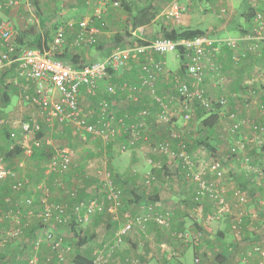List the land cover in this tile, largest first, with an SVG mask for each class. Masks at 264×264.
I'll return each instance as SVG.
<instances>
[{
  "label": "built area",
  "instance_id": "2783aa9c",
  "mask_svg": "<svg viewBox=\"0 0 264 264\" xmlns=\"http://www.w3.org/2000/svg\"><path fill=\"white\" fill-rule=\"evenodd\" d=\"M257 4L264 0H254ZM19 0H1L0 2V69L11 64L16 65L18 77L34 84V93L28 100L38 108L40 121H19L18 127L9 133L7 148L15 149L17 146L29 149V141L37 147L45 145L52 148L45 173L52 180L54 186L70 198L79 197L80 189L77 185H69L66 175L77 162L74 160L70 148L57 147L49 138H38L37 133L46 126L52 127L57 123L72 126L75 134L83 141H102L113 148L117 153L126 152L142 147L146 118H154V124L171 127L169 136L177 142L178 153L169 139L152 141L151 150L156 154L169 155L173 159H183L186 177L197 183L194 200L201 203L209 199L213 212L205 216L206 223L221 220L225 216L231 218L232 229L240 232L247 222L248 212L244 208L233 210L223 185L225 179V164L228 161L241 160L246 172L254 173V181L264 190V155L253 158L246 151L247 147L264 145L260 135L264 133V125L256 119L241 116L237 108H232L226 95L214 94L209 90V79L221 74V63L218 60L219 38L211 32L197 35L193 38L172 39L167 36L149 37L144 33V27L139 26L131 32L137 37L135 43L127 42L117 45L112 52L103 59L92 63L75 66L63 59L53 57L52 53L34 46H18L15 43V27L9 19L1 14L5 8L18 4ZM264 5V4H263ZM180 8L174 7L175 11ZM173 10V8H172ZM180 12V11H179ZM175 14L178 15L176 12ZM80 29L76 32L73 44H93L97 41L98 27L92 18L82 19ZM250 29L240 38L245 43L243 54H255L260 63L255 67V80L264 85V12L258 10L250 21ZM140 39V41H139ZM239 39V40H240ZM66 41V30L63 26L56 30L53 37V49L58 48ZM230 42V41H229ZM238 42V41H237ZM232 47L237 43L230 42ZM162 55L161 58L148 57L141 62L138 81L114 82V76L124 68L129 58L140 59L141 55L148 53ZM176 53L181 67L172 69L168 67L166 54ZM239 54L233 58L238 61ZM168 84V91L160 90V80ZM99 91L105 93L98 97ZM148 92L159 111L152 113L144 109L139 113L140 119L131 121L129 112L120 110L117 101L129 99L138 102L143 92ZM88 93L95 97L90 119L86 107L82 103L81 95ZM244 103L250 106L253 101V92L248 89L243 92ZM238 94H235L236 98ZM234 98V100H235ZM206 111V114H216L222 123L221 128L225 137H229L227 154L212 155L208 161L191 154L188 145L189 130L177 126V118L190 121L196 114L197 108ZM264 112V103L259 105ZM8 119L0 117V124L7 123ZM248 127L250 133L242 135V130ZM264 154V151H262ZM8 156L0 155V183L15 178L10 185L13 192L20 193L25 190L30 178L22 176L17 178V170L7 167ZM22 166L23 163H20ZM24 166V165H23ZM96 177L101 186V194H94L88 199L82 198L69 205L65 202L54 201L50 185L43 186L38 196H28L23 201L14 200L12 195H5L2 200L7 208L0 220L9 222V227L0 230V251L8 241L19 237L23 227L29 224L31 218H38V225L34 231L32 248L28 258L29 264H49L52 259L61 264L65 262L74 248L63 241L65 227L71 228L74 223L77 228L84 231L97 214L111 213L117 217L120 209L124 208V192L117 184L113 171L108 167L98 168ZM155 178L152 173L148 179ZM40 189L41 186L39 185ZM251 195L240 194L238 201L247 202ZM263 203V202H262ZM126 221L116 230L114 237L107 239L102 245L94 249L92 264H106L110 261L116 249L121 248L122 238L128 235L135 227L145 229L147 221L154 216L156 222L162 226H170L171 214L158 211L155 215H141L126 213ZM26 219V220H24ZM118 219V218H117ZM257 228V226H256ZM80 232V233H81ZM180 238L186 239L187 234L180 233ZM255 253L264 257V248L256 247ZM130 259H126L128 262ZM195 263L199 258H195ZM242 263H245L243 261ZM132 264L139 261L132 260ZM229 264H238L231 262Z\"/></svg>",
  "mask_w": 264,
  "mask_h": 264
},
{
  "label": "crops",
  "instance_id": "0c3cea01",
  "mask_svg": "<svg viewBox=\"0 0 264 264\" xmlns=\"http://www.w3.org/2000/svg\"><path fill=\"white\" fill-rule=\"evenodd\" d=\"M90 1L93 2L89 0L87 3H90ZM62 3L63 5L66 4V0H63ZM87 3L83 4L84 7H87ZM73 5L74 7L83 6L81 1L78 0H76ZM41 6H43V8ZM44 8L41 0H19L18 4L4 9L1 16L4 19H9L14 25L15 43L18 46H34L51 52L53 49V37L58 29L57 27L55 30H52L54 28L52 27V22H58L63 13L61 14L57 10L46 13ZM249 23L243 26H249ZM180 27L201 28L192 22L181 23V25L176 28ZM79 29L80 24L77 26L76 32ZM68 32L69 30H66V41L68 34H70ZM76 32L74 36L71 37L72 41H74ZM99 32L100 34H104L102 35L103 37L100 38L101 46H105L104 55L102 53H91L89 55L86 52H84V55L81 51L78 54V51L76 53L71 49H66L67 47L63 48L64 50H62V52L65 51L69 59L71 57L73 59L75 58L80 65H83L105 58L117 45H122L127 42L135 43L138 41L137 37H133L132 35L125 37V33L120 32L119 35L116 36V46L109 49V42L112 38L111 32ZM119 36H121L120 43L118 41ZM72 41L70 43L71 45ZM239 43L242 44V42ZM73 47L75 48L78 46L73 45ZM239 48L243 49V46ZM238 53L239 51H234V54ZM156 55L157 57L155 58L157 59L162 56ZM248 55L249 56L244 58L243 62L238 66L225 67L224 70L221 71L219 76H221V78L224 77L221 88L232 96V103H234V107L239 110L241 116L256 119L264 125V112L260 111L259 108V105L264 103V85L260 84L254 78V64L256 63L255 61L259 59L252 53H248ZM145 59L146 55H141L140 59L129 58L127 63L123 66L124 68L117 76H114L113 81H129L132 83L138 81L141 62ZM262 61H264V58ZM127 67H131V69ZM162 83L167 84L161 79L160 90L163 87L161 86ZM248 89L253 92V101L250 106H246L244 103L243 92ZM33 93L34 84L18 77L15 64L7 65L0 69V117L8 119L7 123L0 124V132L2 131L0 133V155L9 152L7 154V167L17 170V178L24 175L30 178L28 187L20 193L13 192L10 189L11 182L15 179L10 178L4 183L9 186L8 191L10 194L8 195L17 198L15 199L13 197L15 201L20 200L24 202L26 197L38 196L42 193L43 186L50 185L53 191L52 199L54 201L65 202L63 200H69L70 203H65L72 205L77 200L84 198L82 195L87 190H89V196H94L100 186L96 177L97 169L103 167H108L113 171L117 183L120 184L124 192V208L120 209L117 217L111 213L97 214L90 225L91 228L89 229V233H87L86 242L84 244L82 240L83 245L80 243L81 245L78 252L82 249L83 251L81 252H83V254H87L89 258L93 257L96 247L106 241V239H109V237H112V235L114 237L116 230L126 221V213L155 215L158 211H164L171 214L172 219L170 226L164 227L160 225L155 221L154 216H152L147 221L145 229L141 230L135 227L132 232L126 235V239H124V241L122 240L120 243L121 250L116 253V255H118H115L116 257H111L110 261L106 264H132V260H137L140 264H173V260L179 264H186L180 260V255L184 254L189 246L193 248V264H229L232 261L238 264H264V257L254 252L256 247L264 248V203H262L264 202V190L254 181V173L245 171L241 160L226 162L225 179L223 181V185L226 188V195L232 209L235 211L239 208H245V206L248 209L246 210L245 208L249 218H247V222L242 226L240 232L236 233L232 229L231 219L228 216L207 224L205 216L211 212L212 203L209 199H203L201 203L194 200L197 183L186 177L181 161L179 159H173L165 154H156L151 150L150 143L152 141L158 142L163 139H169L172 146L175 149L178 148L177 142L169 136L171 127L154 124V118L148 116L145 119L146 126L144 127L143 137L141 139L143 148L138 147L126 152L117 153L113 145H106L99 140L92 142L90 140L91 144L88 145H86L88 142L84 141L83 143H85V145L78 147L76 151V148L63 143L65 139L70 138L71 140L72 136H79L74 133L72 126L59 123L52 127L45 125L44 129L37 133V137L49 138L57 147L66 146L70 148L73 158L77 162V165H75L76 168L74 167V170L72 169L69 171L67 177L69 178L68 183H73L72 185H78L75 178L80 182V193L78 199L70 198L62 191L58 190L45 173L52 155V148H47L45 145L37 147L33 144L32 140L29 141V149L19 147L13 151L6 147L7 136L18 127L19 121L41 120L37 115V106L28 100V97L32 96ZM235 94H238L236 98L234 97ZM99 96L104 97L105 93L99 91L98 97ZM81 99L83 105L90 114V119L93 121L95 116L91 111L96 98L91 97L85 92L81 95ZM117 107L120 110L130 113L131 118L129 122L138 121L140 119L139 113L144 109H149L152 113L159 111V107L150 94L145 91L142 93L138 102H133L124 98L117 101ZM208 117L209 115L198 107L195 116L190 121L186 122L181 118H177V123H175L177 126L189 130L188 148L198 157H204V160L205 158L209 160L212 155L222 157L226 155L230 140L229 137H225L223 134L224 131L221 128L222 123L219 120L217 123H212ZM247 133H250V129L245 127L241 134L244 135ZM260 138L264 141V133L260 135ZM204 139L208 140V144L202 142ZM67 142L70 141L68 140ZM256 148L257 150L259 149L258 147H247L246 151L249 152L253 158H256L259 155V151L257 152ZM204 153H206L207 156L203 155ZM118 156H120V159H112ZM98 157H101V159L104 157L105 162L104 159L100 162ZM20 163H23L24 166H21ZM86 163H89L90 166L93 165V167L87 169ZM87 172L93 174L92 177L86 179L85 176ZM150 173H152L155 178L149 180L148 175ZM92 184L95 185L94 188L90 186ZM39 185L41 186L40 189L38 188ZM2 189L4 190L3 193L6 194L4 186H0V192ZM245 192L251 195V197L247 198V202L241 203L238 201L239 195L245 194ZM1 194L2 193H0V196ZM4 205L0 207V215H2L7 208L5 203ZM38 223V220L34 217L29 220V224L23 227L21 235L26 237L24 238L21 236L23 238V243H21L22 238L14 239L15 241H10L9 245L7 244L5 246L6 248H1L4 257L0 259V264H29L28 254H30L32 243L31 245L24 243V240H27V238H34V231ZM9 224L10 223L7 221L0 220V230L6 229L9 227ZM255 224H259L260 227ZM206 226L212 229L211 233L203 229ZM189 230H192L194 234H196V232L201 233L202 239L198 242L197 246L196 244L186 243V239L180 238L179 234L182 233V231L191 233ZM209 235H211V237ZM197 238L199 240L198 236ZM242 238L246 239L242 240ZM210 239H213L214 245L216 246L215 251L217 250L216 253L215 251L213 253V251L209 249ZM26 244L28 249H26V252H23L24 258L20 260L16 254L19 252L18 250L23 248ZM237 251H241V253L235 257L234 254ZM75 254V252L71 255L69 254L68 261L63 264H74L72 261ZM126 256H131L133 258L131 261L127 262L124 260ZM206 256L209 260L206 259ZM195 257L199 258L198 263H194ZM243 261H245V263H242ZM49 264L59 263L52 259Z\"/></svg>",
  "mask_w": 264,
  "mask_h": 264
},
{
  "label": "rangeland",
  "instance_id": "374dc122",
  "mask_svg": "<svg viewBox=\"0 0 264 264\" xmlns=\"http://www.w3.org/2000/svg\"><path fill=\"white\" fill-rule=\"evenodd\" d=\"M41 1L45 7L44 10L46 11V13H50V12H53L56 10L58 12H60L61 14L63 13L58 22L57 21L52 22L53 23L52 27H54V28L53 29L51 28V29L55 30L57 27L59 28V26L60 27L63 26L67 31L69 30L68 33H70V34L67 33L68 36H67V41L65 42V45L63 44L64 46L62 45L59 48L52 49L51 53H60V52H62V50H64L63 48L67 47L66 49H71L72 51H74L76 53L78 51V54L81 51L84 55H85L84 52L88 53L89 55L91 53H102L104 55L105 54L104 53L105 46H101V41H100V38L103 37L102 35H104V34H100V32H99L97 34V41L93 44H86V45L83 44V45L75 47V48L73 47L74 44H73L71 37L74 36V33L77 30V26L79 25V22L83 18H92L94 21V24L100 29V31L111 32L112 38L109 42V45H110L109 49L114 48L116 46L115 43L117 42L116 36L119 35L120 32H126L128 30L129 19L133 15L132 13H130L129 10H127V8H126V5H127V7L132 8L131 10L133 12H135L136 8L138 7V8L145 9V10L149 11L150 13H154L156 15L152 21H150L149 23H147L145 25H141V26H144L143 31H144L145 35H147V36L153 37V36L165 35V32L167 30L179 27V25H181V23H185V22L195 23L196 26L203 28V30L206 33L211 32L212 34H214V36L216 38H219L221 41V44L218 47V50H220L219 54H218V58H219L218 60L221 63V67H222L221 70H224L225 67H230V66L232 67L235 65L238 66L239 64H241L243 62L244 58H247L249 56L247 54H245V55L243 54L245 51L244 50L245 49L244 48V42L240 38L251 27L249 21L246 20L244 13H246L245 12L246 11L245 5L251 4L253 0H92L93 2L90 1V3H87V1H89V0H86V1L78 0V1H81L82 5L87 3L86 4L87 7H84V5L81 7H74L73 4L75 3L76 0H66V4H64V5L62 3L63 0H41ZM99 2H101V3H99ZM102 3H103V5H102ZM175 6H176V8H180L179 9L180 12L174 10ZM260 6H263V3L257 4V7H260ZM41 7L43 8V6H41ZM172 8H173V10H172ZM176 12L179 14V16L177 14H175ZM248 23H249V26H243L244 24L247 25ZM68 37H69V39H68ZM71 41H72V45L70 44ZM229 41L235 42V43H237V45L233 48L229 44L230 43ZM239 42H242L243 45ZM240 46H243V49H240L239 48ZM234 51H236V52L239 51L238 57L240 60L236 61L233 58ZM231 52H232V55H231ZM146 56L157 57V55L155 53H151V52L148 53ZM165 57L167 59L168 67L173 68V69H175V68L177 69V67H181L180 64L178 63L179 59H178V56L176 55V53H168V54H166ZM255 62L256 63L254 64V67H258L260 61L256 60ZM127 68L131 69V67H127ZM223 78L224 77L221 78V76H219V77H213V78L209 79L210 85L208 88L210 91H214L215 95L221 94V95H226L229 98H231L232 96L229 95L227 92H225L221 88V84L223 83ZM167 85L168 84L162 83L161 86H163V87L161 90L168 91ZM230 104H231L232 108H235L234 107L235 105H233L234 103H232V101H230ZM68 140L70 142H67ZM83 142L84 141L82 140V138L80 136H77V137L72 136L71 140L69 138V139H65V141H63L64 144L69 145L73 148H76L75 149L76 151L78 150L77 149L78 147L85 145V143H83ZM88 144H91V143L88 142L86 145H88ZM203 155L207 156L206 153H204ZM120 156H122V155H120ZM120 156L113 157L112 159L113 160L115 158L120 159ZM202 158H204V157H202ZM103 159L105 162L104 157H102V159H101V157H98V160L100 162H102ZM83 160H85V159H83ZM205 161H208V158H205ZM104 162H103V164H104ZM86 165H87L86 166L87 169L90 167L91 168L93 167V165L90 166L89 163H86ZM92 175L93 174H90L89 172H87L85 177L87 179L89 177H92ZM65 180L68 183L69 178L67 177V175H66ZM89 180H92V179H89ZM75 181L78 183L77 186L79 187L80 182L77 181L76 178H75ZM68 184L72 185L73 183H68ZM0 186L1 187L4 186V189L6 191V194L3 193L4 192L3 189L0 192V193H2L0 196V207H1L2 205H4V201L2 200V198L5 195H8L10 193L8 191L9 186H7V184H4V185L0 184ZM90 186H92L94 188L95 185L92 184ZM95 193L97 195L102 193L100 186H99V189L97 190V192H95ZM88 194H89V190L85 191L83 193L82 197L86 196L85 198H87V196H89ZM91 197H93V196L91 195ZM15 199H17V198H15ZM63 201L70 203L69 200H63ZM245 208H246V210H248L246 206H245ZM212 210H213V207H212ZM212 210L210 213L213 212ZM247 218H249V215ZM24 220H26V219H24ZM215 221H218V220H215ZM230 222H232V221H230ZM73 224L74 223L71 224V228L65 227L64 231H62V232H64L63 241L65 243H69L72 246V248H74L73 253L74 252L76 253L77 244L81 243L82 240H83V243L85 244L86 238H87V233H89V229L91 228V226H90L91 224L86 226L83 232H81V230ZM255 225H258L260 227L259 224H255ZM76 230H77V233H79V238L75 237V231ZM234 231L236 233H239L236 230H234ZM189 232H191V233H188V231H185V232L182 231L184 236H185V234L188 235V236H185L186 243L196 244V246H197L198 242L202 239L201 233L196 232V234H194V233H192L193 232L192 230H189ZM21 236L26 238L24 235H21ZM21 236L16 237L14 239L22 238ZM197 236L199 237V240H198ZM112 237H113V235H112ZM112 237H109V239H111ZM126 237L127 236H124V238H122V240L124 241V239H126ZM14 239H12V241ZM33 239L27 238V240H24V243L31 245V240H33ZM243 239H246V238H242V240ZM21 241H22L21 243H23V238ZM27 244L23 248L19 249L18 250L19 252H17V254H16V256H18V258L20 260H22L24 258L23 252H26V249H28ZM1 248H4V247L2 246ZM215 248H216V246L214 245L213 239H210L209 249L211 251H213V253H214ZM192 249L193 248L191 246H189V248L184 252V254L180 255V260L183 263L193 264ZM120 250H121V248L116 249L114 254H112L111 257H116L118 255V254L116 255V253H118ZM81 251H83V250L81 249ZM216 251H215V253H216ZM240 253H241V251H237L234 254V256L236 257ZM29 255L30 254H28V258H29ZM129 258H130L129 261H131V259L133 257L126 256L124 258V260L129 259ZM195 258H194V260H195ZM68 259H69V256H68L67 260L63 263H66L68 261ZM206 259H208L207 256H206ZM212 260L214 261L213 258H212ZM63 263H61V264H63ZM163 264H165V263H163ZM173 264H179V263H177L176 261L173 260Z\"/></svg>",
  "mask_w": 264,
  "mask_h": 264
},
{
  "label": "trees",
  "instance_id": "16d2710c",
  "mask_svg": "<svg viewBox=\"0 0 264 264\" xmlns=\"http://www.w3.org/2000/svg\"><path fill=\"white\" fill-rule=\"evenodd\" d=\"M251 3V2H250ZM264 4V3H263ZM126 8H127V10H129L130 11V13H132L133 15L131 16V18L129 19V28H128V30L126 31V32H124L125 34H124V36L125 37H128V36H130L131 35V32L134 30V29H136L137 27H139V26H141V25H145V24H147V23H149L150 21H152L154 18H155V14L154 13H150L149 11H147V10H145V9H142V8H136V11L135 12H133L131 9L132 8H130V7H127V5H126ZM245 9H246V13H244L245 14V17H246V20L247 21H251L252 20V18L255 16V14H256V12L258 11V10H261V11H263L264 12V5L263 6H260V7H257V4H256V2L253 0L252 1V3L251 4H247V5H245ZM132 11V12H131ZM204 33H206L203 29H201V28H192V27H186V28H182V27H180V28H172V29H169V30H167L166 32H165V35L164 36H167V37H169V38H172V39H179V38H193V37H195V36H197V35H200V34H204ZM211 35H213L212 33H211ZM214 36V35H213ZM118 41L120 42L121 41V36H119L118 37ZM40 46V45H39ZM248 53H250L251 54V52H248ZM248 53H247V55H248ZM254 56H256L255 54H253ZM53 57H55V58H59V59H63V60H65V61H67V62H69V63H71V64H73V65H75V66H79L80 64L78 63V61L74 58H70L69 59V56L66 54V52L65 51H63V52H60V53H53ZM203 112H205V113H207L206 111H203ZM209 115V119L211 120V122L212 123H217L218 122V116L216 115V114H208ZM211 123V124H212ZM8 137V136H7ZM7 142V141H6ZM203 143H205V144H208V140H206V139H204L203 141H202ZM113 143H110V145H112ZM210 144V143H209ZM207 146H209V145H207ZM7 147V146H6ZM20 146H17L15 149H13V151L14 150H16V149H18ZM259 148V147H258ZM261 148V151L260 152H258V150H257V148H256V150H257V152L259 153V155H264L263 154V152L262 151H264V145L262 146V147H260ZM176 150V152L178 153V149H175ZM189 151L191 152V154H193V152H192V150H190L189 149ZM9 153V152H8ZM7 153V154H8ZM6 154V155H7ZM167 156H169V155H167ZM177 159H179L180 161H181V163L182 164H184L183 163V159L182 158H180V157H177ZM182 167H183V165H182ZM184 168V167H183ZM186 168H184V170H185ZM113 176H114V173H113ZM114 178H115V176H114ZM115 181H116V178H115ZM117 182V181H116ZM119 186H120V184L119 183H117ZM86 197V196H85ZM84 197V198H85ZM89 197H91V196H87V198L86 199H88ZM0 218H1V215H0ZM36 218V217H35ZM37 220H38V218H36ZM204 230H206L207 232H212V229H210L209 227H204L203 228ZM21 236V235H20ZM209 236H211V235H209ZM75 237L76 238H79V233H77V230L75 231ZM80 242V241H79ZM105 242V241H104ZM103 242V243H104ZM9 243H10V241H8L7 243H5L4 244V246L3 247H5L7 244L9 245ZM103 243H101L100 245H102ZM81 244L83 245V243H82V241H81ZM80 243H78L77 244V251H76V254L74 255V257H73V263L74 264H92V260H93V257H88V255L86 254H83V252H81V251H79L78 252V250H79V248H80V245H81ZM79 246V247H78ZM3 251L1 250L0 251V259L2 258V257H4L3 256Z\"/></svg>",
  "mask_w": 264,
  "mask_h": 264
}]
</instances>
